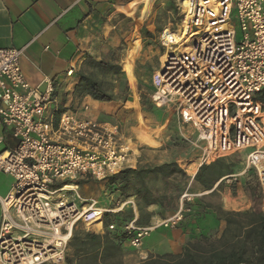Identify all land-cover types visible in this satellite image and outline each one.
<instances>
[{
	"label": "built area",
	"instance_id": "obj_1",
	"mask_svg": "<svg viewBox=\"0 0 264 264\" xmlns=\"http://www.w3.org/2000/svg\"><path fill=\"white\" fill-rule=\"evenodd\" d=\"M182 19L181 33H174L181 23L160 33L167 56L152 73V104L174 108L177 123L193 129V139L181 135L201 151L198 166L246 151L245 168L255 172L264 211V0H184ZM187 30L193 35L185 42ZM22 53L0 48V129L16 141L2 149L0 135V172L13 178L0 199V264H64L78 229L95 223L117 229L113 221L102 224L111 210L82 197L78 183L135 169L138 147L117 124L60 107L50 78L30 84ZM204 193L186 189L167 218L150 226L132 219L121 230L138 247L156 228L178 226L184 206Z\"/></svg>",
	"mask_w": 264,
	"mask_h": 264
},
{
	"label": "crops",
	"instance_id": "obj_2",
	"mask_svg": "<svg viewBox=\"0 0 264 264\" xmlns=\"http://www.w3.org/2000/svg\"><path fill=\"white\" fill-rule=\"evenodd\" d=\"M134 2L135 0H0V48H23L20 67L24 77L32 85H37L45 77L50 78L55 89L54 96L60 107L74 110L81 116L109 121L105 117L111 112L113 104H115L114 100L96 101L89 96L76 97L74 86L78 81L79 74L86 73L82 69L87 58L96 61L105 60V63L110 65H119L121 67L119 71L123 72L128 79L133 78L134 68L133 71H129L128 64L125 66V63L131 60L128 58L131 43H137L136 45L139 46L140 36L139 38L133 36L134 39L127 45V51L124 49L121 53L118 46L122 39L126 48V38L135 28L136 23L127 33V23L132 22L131 19L134 22L137 19L134 14L139 3L131 9ZM125 5L129 7L122 10L120 6L124 7ZM149 30L151 31L150 28ZM136 45L134 44V47ZM126 53L127 55H125ZM166 53L158 57L161 63L164 61ZM119 55L122 57L119 58ZM68 70H72V74L69 76L66 74ZM43 87L42 85L41 89ZM76 100L81 101L79 107L73 106ZM132 101L133 95L130 102L122 104V108L132 107L136 121V109L132 106ZM137 103L138 111L141 114L138 97ZM83 104L89 106L87 112L82 111ZM49 108L51 109V107ZM130 131L135 135L131 126ZM0 135L3 137L2 149H12L15 146L16 141L9 130L0 129ZM138 155L139 150L137 158ZM198 167L197 164L192 176L197 172ZM0 176L4 181V184L0 182L1 199L11 189L13 178L2 172H0ZM103 181L107 182L108 187L114 185L110 179ZM218 182L211 190L204 192H211ZM199 187V190H203L201 185ZM111 193V198H118L120 195L114 189ZM121 198L123 199V196ZM130 198L132 200L129 203H132L133 208L132 218L128 219V222L132 219L137 220L139 223L137 225L140 226L153 225L175 212L168 215L158 199L146 198V201L142 202L138 198L136 205L132 196ZM120 202L121 207L112 210L115 212H112L111 215L116 218L118 217L117 213L128 204V201L120 200ZM213 215L212 210L206 211L200 217H196L194 222L187 223L181 229L179 226L174 228L158 227L145 237L144 239L148 237L149 239L146 241L143 239L138 247L131 246L129 238H123L121 228L117 227L116 231H107L103 225L95 223L78 229L70 240L67 251L69 256L73 257L86 234H95L99 238V246L98 242L95 243L97 252L101 254L104 249L111 251L112 257H108L105 262L125 263L131 257L127 252L133 249L138 254L139 260L132 264H139L148 256L180 253L182 246H185V241H191V238L199 235L207 236L210 233L211 223L216 222ZM218 222L221 227L225 226L224 219H218ZM126 236L129 237L127 234ZM86 240L87 238H85ZM85 246L90 247L88 241Z\"/></svg>",
	"mask_w": 264,
	"mask_h": 264
},
{
	"label": "rangeland",
	"instance_id": "obj_3",
	"mask_svg": "<svg viewBox=\"0 0 264 264\" xmlns=\"http://www.w3.org/2000/svg\"><path fill=\"white\" fill-rule=\"evenodd\" d=\"M136 4L138 6L134 15L137 19L135 22L131 19L132 22L127 23V33L133 28L134 23H136L135 28L126 38V48L122 39L118 46V50L121 53L124 49L127 51L128 43L135 37L137 38L138 36L139 38L140 36L139 46L134 43L136 45L134 47V44L131 43L132 46L128 55L131 60L125 63V66L128 64L129 71H133L134 68L133 78L128 79L121 71L111 74L108 69L102 70L97 67L93 63L96 60L88 58L84 62L82 71L93 73L110 85V89L115 94V104H113L111 112L105 118L117 124L125 135L133 138L139 150L137 168L174 162L178 171L166 178L150 174L142 182L137 180L136 175L128 176L127 179L124 177L112 182L114 185L108 182L111 185L110 187L103 180L86 179L80 181L79 194L83 197L93 198L98 202L99 206L111 210V212H106L109 215L104 216L103 220L106 222L105 220L108 221L110 218L118 228H122L132 216L133 207L132 203H129L132 200L131 196L136 205L138 198L142 202L146 201L144 200V195L146 196L145 198L158 199L169 215L178 209L179 197L186 189L189 193L194 194L209 191L199 190L200 187L194 181V176H192L199 162L201 151L191 147L181 135L183 133L193 139L195 136L193 129L190 126H181L177 123L178 118L174 108L156 107L152 104L150 98L153 92L152 73L159 63L158 57L164 53V48L159 41L160 33L164 28L174 30L180 23L181 29L175 30L174 33L177 31L181 33L182 28L186 29L184 20H181L184 0H135L131 9ZM124 7L129 6L125 5ZM145 32H150L152 36H146ZM192 35L193 33L187 30L184 36L185 42H188ZM184 49L186 51L189 50V46L186 45ZM120 57L122 56L119 55ZM99 61L106 62L105 60ZM132 95V106L136 109V121L132 107L122 108V104L132 100ZM137 97L139 98L142 115L138 111ZM80 103L81 101L76 100L73 106L79 107ZM130 126L135 135L130 131ZM245 153L246 151H237L216 159L215 168L221 174V177L217 180L219 181L217 186L209 193L193 197L190 203L184 206L186 210L183 221L178 225L180 229L187 223L194 222L196 217H200L204 212L212 210L216 222L214 221V224L211 223L210 233L206 237L208 240H213L220 236L224 228L218 222V215L222 216V212L247 213L254 210L264 213L263 209L260 208L259 184L255 172L253 169L245 168ZM228 175H232L233 178L225 177ZM0 182L4 184L1 176ZM112 189L120 193L118 198L110 197ZM137 189H140L141 193L135 194ZM122 196L123 199L121 198ZM120 200L128 201V204L117 213L118 217L116 218V216L111 214L115 212L112 210H117L121 207ZM201 236L193 237L191 241H195ZM125 237L129 238L124 235L123 238ZM148 239L149 237L144 239V241ZM188 242L190 241H185L184 244ZM183 248L182 246L181 252ZM127 254L131 256L130 260L122 264H132L139 260L138 254L133 249ZM68 256L69 253L66 248L64 264H74L75 258ZM109 257L112 256L110 255ZM68 258L69 263H67Z\"/></svg>",
	"mask_w": 264,
	"mask_h": 264
},
{
	"label": "trees",
	"instance_id": "obj_4",
	"mask_svg": "<svg viewBox=\"0 0 264 264\" xmlns=\"http://www.w3.org/2000/svg\"><path fill=\"white\" fill-rule=\"evenodd\" d=\"M121 8L125 9L123 6ZM145 35L152 36L150 32H145ZM93 63L102 70L108 69L111 74L121 69L116 64L110 65L101 61H93ZM74 95L79 98L89 96L96 101L115 99L110 85L93 73L79 74L74 86ZM216 163L217 160L210 164L200 165L193 177L194 181L204 190H211L221 177L215 168ZM176 171H178L176 163L168 162L144 168L126 169L109 179L115 182L121 178L127 179L128 176L136 175L137 180L142 182L150 174L166 178ZM137 193H141V190L137 189L135 194ZM145 197L144 195V200H146ZM222 214V216L218 215V219H224L225 226L218 238L208 240L206 236H201L195 241L186 243L179 254L164 253L148 256L139 264H264V213L251 210L247 213L222 212ZM107 215L109 214L104 213V216ZM131 218L132 216L129 219ZM105 221L103 220V224L106 226L111 219ZM135 223H138L137 220ZM123 235L126 236V232H123ZM85 238H87L86 241ZM85 238L73 256L74 264H114L105 262L111 254L110 250L105 251L104 249L101 254L97 252L95 243L98 242L99 246L98 235L88 233ZM87 241L90 244L89 248L85 246ZM67 263H69V258Z\"/></svg>",
	"mask_w": 264,
	"mask_h": 264
},
{
	"label": "bare ground",
	"instance_id": "obj_5",
	"mask_svg": "<svg viewBox=\"0 0 264 264\" xmlns=\"http://www.w3.org/2000/svg\"><path fill=\"white\" fill-rule=\"evenodd\" d=\"M166 56H167V53H166ZM165 60H166V57L164 58V61H165ZM164 61H163V62H164ZM161 64H162V63H161Z\"/></svg>",
	"mask_w": 264,
	"mask_h": 264
}]
</instances>
